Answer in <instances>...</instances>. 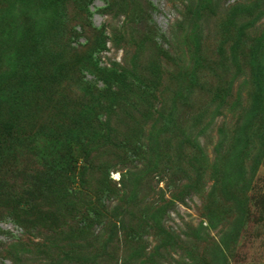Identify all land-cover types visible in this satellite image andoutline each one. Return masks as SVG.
<instances>
[{"label": "rangeland", "instance_id": "374dc122", "mask_svg": "<svg viewBox=\"0 0 264 264\" xmlns=\"http://www.w3.org/2000/svg\"><path fill=\"white\" fill-rule=\"evenodd\" d=\"M60 1L50 52L0 61V264H264V107L246 62L264 58V15L243 34L238 12L264 0ZM19 7L0 0V18ZM116 69L160 83L155 101L133 76L110 86Z\"/></svg>", "mask_w": 264, "mask_h": 264}, {"label": "trees", "instance_id": "16d2710c", "mask_svg": "<svg viewBox=\"0 0 264 264\" xmlns=\"http://www.w3.org/2000/svg\"><path fill=\"white\" fill-rule=\"evenodd\" d=\"M58 1L59 0H19V3H22V6L27 8L26 11H21L19 7L20 12L19 14L15 15V18L9 16L8 14L0 18V51L5 52L4 54H0V61H4V59H7L10 64L13 63L15 65H28L32 63L36 64L35 59L37 57H39L42 53L50 52L48 46L52 43L55 44V42L61 38V28L58 27V20L60 19L61 13V1ZM250 4L251 3H248L247 6H240V8L238 9L239 16H241L239 20L242 23L240 32L243 34H246V32L248 33L247 30L249 29L251 31H254L256 29L254 26L260 20L262 15H264V8H260V6L254 7ZM32 14L34 15V18H31ZM22 19L24 21L27 19H32L31 26L26 30H22ZM260 38L264 40V36H261ZM255 41H257V39H255ZM262 44H264V41L261 43V45ZM47 47L48 49H46ZM246 62L248 63L250 68L249 77L251 79L249 78V80L251 82H249V85L251 87H258L260 93L263 96V104L261 103L260 105H262L261 107H264V58L262 61L259 59H255V61L246 59ZM10 64L8 65L10 66ZM112 75L114 76V80L111 81V83H109V81L107 80V83L110 84V86H113L114 84L115 86L113 87L118 88L120 84L127 85L126 81L133 76L135 79V85L142 86V97H147L149 101H155L157 96V88L159 87L160 83H157L151 79H148L146 82L147 78L145 76H135L131 74V71H129L128 69H116L115 73ZM92 85L94 87H92ZM75 86H77L76 90L80 94V97L83 100L85 99L86 103L88 102V104H92V98L95 95L101 94L98 91H91V89L97 88V86L87 81L84 82L78 80ZM126 91L127 90L121 91L123 92L121 93V95H114L117 94V91H114V94H111L114 95L113 99L116 100V104L119 103V100L124 99ZM85 106H87V104H85ZM159 136L160 135L150 132V136L147 140V145L154 146V143L158 144V142H161ZM234 136L235 134L233 129H229L226 132V138L228 140V142H226V146L228 148L230 147V144L233 145ZM71 138H74L73 140H76L77 135L74 134ZM187 147L190 152L198 151L197 148L193 149L195 148V146H193L192 144ZM159 152L160 151L158 150V154ZM131 174L133 177H135L133 173ZM5 186L6 183L2 184L0 182V188L4 189ZM148 220L150 222L153 221V219L150 218H148Z\"/></svg>", "mask_w": 264, "mask_h": 264}]
</instances>
